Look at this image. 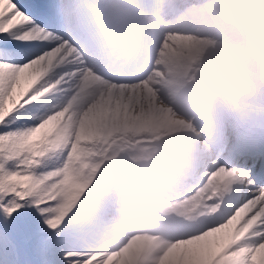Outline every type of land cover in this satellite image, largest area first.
<instances>
[{
    "label": "bare ground",
    "instance_id": "bare-ground-1",
    "mask_svg": "<svg viewBox=\"0 0 264 264\" xmlns=\"http://www.w3.org/2000/svg\"><path fill=\"white\" fill-rule=\"evenodd\" d=\"M59 3L70 22V11H77L69 0ZM133 7H139L133 0L97 4L98 16L109 22L114 40L136 32L132 28L137 27H131L137 22ZM85 9L89 11L88 6ZM161 17L163 27L148 42L150 60L140 84L119 88L98 81V74L91 72H100L92 54L89 62L94 69L57 75V69L83 62L56 52L29 70L25 78L39 87L25 103L40 102L33 116L44 123L26 139L24 148L39 157L42 166L48 165L44 183L72 220L80 241L99 250L87 264H251L249 258L258 254L259 264H264V248L251 257L243 251L258 235L253 230L264 224V193L248 203L261 206L254 222L250 217L238 224L248 207L237 208L241 187H231L230 179L224 180L221 193L229 196L218 200L216 210L211 207L212 218L200 222L198 213L191 211L212 194L202 195L207 187L204 177L210 178L207 163L220 147L214 153L203 152L196 144L195 128L204 137L201 126L210 123L202 116L192 117L191 109L213 99L221 108L213 122L226 126L236 120L240 103L264 97V0H178ZM103 26L98 22V28ZM129 44L127 40L116 47ZM8 78L10 74L0 70V97ZM80 89L83 94H77ZM225 93L231 102L223 99ZM175 112L183 113L187 121ZM222 112L229 114L226 120L220 118ZM4 114L0 104V119ZM225 173L214 174L220 179ZM143 201L151 202L146 206L149 211L168 220L144 210ZM112 205L119 214H107ZM172 217L181 221L172 223ZM87 225L98 229V235ZM201 230L202 235H192ZM234 245L239 250L229 254Z\"/></svg>",
    "mask_w": 264,
    "mask_h": 264
},
{
    "label": "snow or ice",
    "instance_id": "snow-or-ice-1",
    "mask_svg": "<svg viewBox=\"0 0 264 264\" xmlns=\"http://www.w3.org/2000/svg\"><path fill=\"white\" fill-rule=\"evenodd\" d=\"M56 52L83 62L57 69V75L92 67L86 18L79 24L67 21L59 0H0V70L11 77L0 97L5 108L0 119V264H87L99 251L80 241L72 220L44 183L48 165L42 166L40 158L24 148L44 123L33 116L40 102L25 103L39 87H33L25 74ZM206 170L209 175L224 171L231 180L237 172L246 175L237 194V208H242L264 193V136L258 148L228 154L217 150ZM253 231L257 237L243 249L249 257L264 248V224ZM202 234L203 230L192 235ZM239 248L234 245L227 251Z\"/></svg>",
    "mask_w": 264,
    "mask_h": 264
},
{
    "label": "rangeland",
    "instance_id": "rangeland-1",
    "mask_svg": "<svg viewBox=\"0 0 264 264\" xmlns=\"http://www.w3.org/2000/svg\"><path fill=\"white\" fill-rule=\"evenodd\" d=\"M103 1L104 0H84L85 7L88 6L89 11H87L85 9V7L83 9L84 13H80V12L77 11L79 13L78 15H75L73 12L70 11V17H71V21L70 22L71 23L79 24L80 21L83 18L87 19V28H88L89 40H90V42H93V46L91 47V49H92V53L91 54L94 57V61L96 63L97 68H100L102 63H103V58L102 57H106L108 55V53H110L112 51L116 52V49H114V47H116L117 44H124L127 40L130 41V45L125 47L124 49H122L123 52H125V51H133L134 49H138L139 50L140 48L144 47V51H146L144 53V57L148 59V54H147L148 40L152 38L154 31H157L159 28L163 27V24L161 25V21H156V19H155L157 17H161L160 16V12H159V7L158 8H156V7L158 5L163 6L165 4V1H163V0H161V1L160 0H141L140 1L141 5L136 10V13L138 14L137 15V17H138L137 22H136L135 25H131V27H138V28H136V32L133 35L129 34L125 38L122 37V39H119V40H114V38L111 36L112 31L109 29V26H108L109 22H106L104 18H101L100 16H98V11L96 9V6H97V4H99L100 2H103ZM163 2H164V4H163ZM175 3H173V4H175ZM93 12L95 13V16H91ZM96 14H97V16H96ZM100 21L104 23V26L102 28H98L97 27V24ZM142 41H145V42H142ZM91 68L94 69L93 67H91ZM91 68H89V69H91ZM91 72L92 73L94 72L95 74H98V72L93 71V70ZM95 79H97L98 81H101V82H105L107 85H113V84H111L112 82L110 83L107 80V78H103V76H101V75L97 76ZM142 80H144V76L143 75L141 77L137 78L136 80L131 81V83L128 84V85H131L132 83L140 84L142 82ZM122 84L121 83H117V84H114V85H116V86L119 85V87H120V86H122ZM126 84L127 83H124V85H126ZM202 85H205V84L202 83ZM82 89H80L79 92L76 91L77 94L78 93L79 94H83L84 93V91H83L84 89L83 90ZM109 89H111V87ZM42 93H44V92H42ZM153 96H155V94H152V97ZM223 96H224L223 99L224 100L226 99L227 103L232 101V97L228 93L223 94ZM163 104L166 105V106L169 105L168 103H165V102H163ZM182 105L185 106V103H182ZM199 107L202 108V109H199ZM191 111L193 112V116H196L197 113L198 114H200L201 112L205 113L204 115H201V116H203L205 119L210 121V123L212 124V125L204 124L203 126L205 128H209V127L213 128V129H218L219 128V127L218 128L214 127L215 125H217V122L215 121V123H214L213 122V118L215 120V118L217 117V115L221 111V108L217 107L215 105V102H214L213 99L208 100L207 102H202V105H198L197 109H195V107H194L193 109H191ZM212 111H214V113H211ZM175 114H176V116H179L184 121L187 120V118H186V116L184 114H182L180 112H175ZM222 115L225 116L226 114L222 113ZM197 116H200V115H197ZM197 137H200V136L197 135ZM198 139H199V144L201 145L202 150L205 151L206 147H204V145H208V144L205 142V140L203 138L200 137ZM208 147H209V145H208ZM134 150L135 149L131 150V154H132V152ZM109 154H111V153H109ZM178 163H180V161H178ZM174 169H176V167H174ZM177 173L180 174L181 171L179 169H177ZM208 182L209 181H207V183ZM162 186H164V185H162ZM223 188H224V186H223ZM149 203H151V202H149V201H145L144 202L143 201V202H141L140 205L144 208V210H147L150 214H152V215L154 214L155 217H159V219H161L162 218V217H160L161 215H159L157 212L155 213L152 210L149 211V209L146 207ZM142 204H144V205H142ZM213 205L214 204H211V206H213ZM198 207L199 208H205L208 211L210 209V204L206 203V204H202V205H197L196 207L194 206V207L191 208V211L194 210V212H195V210H197ZM110 208H112V209H108L107 214L111 215L112 213H115V214H119L120 213V210L118 209L117 205H112ZM172 218H173V220L170 218L172 223H173L174 220H177L178 222L181 221L180 218H176V219H175V217H172ZM113 219L119 220V217L115 216V218H113ZM161 220H168V219L167 218H162ZM111 222H113V221H111ZM180 224H181V222H180ZM87 227L90 228L95 235H98L99 230L96 229L93 225H87ZM100 227H101V225H100ZM190 227L189 228L193 229V230H196V229L198 230L199 229L198 226H197L198 228L197 227L194 228L193 225H190ZM143 232H145V230H143ZM104 236L107 237L108 235L104 234ZM123 242L124 241L119 243L118 246H115L114 249L115 250H119L121 245L125 243V242L124 243ZM252 258H249L251 264H253L252 261H251Z\"/></svg>",
    "mask_w": 264,
    "mask_h": 264
}]
</instances>
